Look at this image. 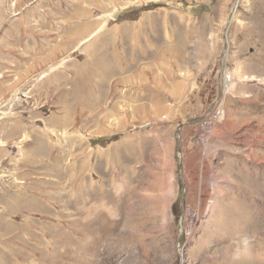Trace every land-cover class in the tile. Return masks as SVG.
I'll use <instances>...</instances> for the list:
<instances>
[{
    "label": "rangeland",
    "instance_id": "374dc122",
    "mask_svg": "<svg viewBox=\"0 0 264 264\" xmlns=\"http://www.w3.org/2000/svg\"><path fill=\"white\" fill-rule=\"evenodd\" d=\"M0 264H264V0H0Z\"/></svg>",
    "mask_w": 264,
    "mask_h": 264
}]
</instances>
